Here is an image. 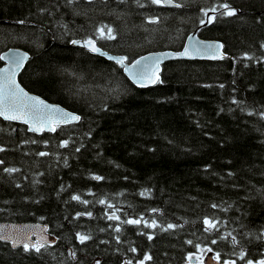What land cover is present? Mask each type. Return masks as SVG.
Here are the masks:
<instances>
[{
	"label": "trees",
	"instance_id": "trees-1",
	"mask_svg": "<svg viewBox=\"0 0 264 264\" xmlns=\"http://www.w3.org/2000/svg\"><path fill=\"white\" fill-rule=\"evenodd\" d=\"M174 2L181 7L0 0V54L19 48L31 57L20 84L81 117L41 135L0 119V222H39L57 238L39 252L0 241V264H139L145 255L144 264H198L208 248L219 264L264 259V0ZM224 2L236 14H218L198 35L221 41L227 56L171 61L149 88L70 46L96 39L128 61L179 50L203 10ZM102 25L115 39L101 38ZM206 218L215 229L205 231ZM78 233L90 238L81 243Z\"/></svg>",
	"mask_w": 264,
	"mask_h": 264
},
{
	"label": "snow or ice",
	"instance_id": "snow-or-ice-1",
	"mask_svg": "<svg viewBox=\"0 0 264 264\" xmlns=\"http://www.w3.org/2000/svg\"><path fill=\"white\" fill-rule=\"evenodd\" d=\"M74 0H68V3H73ZM89 2H92V0H89ZM123 2V0H121ZM152 4L155 5H173L175 7H181L180 4L175 3L174 0H150ZM137 3H140V0H137ZM143 6V5H141ZM219 11L220 15L224 16H233L236 14V10L231 8V6L224 2V3H218L215 6H212L208 9L203 10V15L207 17V22H212L216 19V13ZM209 13H213V15H209ZM149 23H155L158 22L156 19H150L148 21ZM205 21H201V23H204ZM20 23H23L22 21ZM98 32L101 36V38H107V39H115V36L113 35V30L111 27L107 25H102ZM72 43L77 44L80 43L79 41L73 40ZM84 46L88 47L91 51L100 53L103 55L104 53H101L100 49L95 46V43L92 39H88L84 42ZM222 45H207L205 46L206 49H211L212 51H204L201 53L200 48H194L192 50L193 53H201L203 55H207L209 58L213 59H222L223 55L220 53L219 49L222 48ZM180 56H191L192 53L189 52V49L185 48L182 53L179 54ZM28 57L20 56L18 53H13L11 55L5 54L0 55V60H8L10 65H14L15 68L13 70L4 69L0 70V116H2L6 120H22L23 123L27 124L29 126L30 131L34 132H40L43 131L45 128H48L50 131H55L54 125L58 123H68L71 121H78L80 120V117L78 115H73L71 113H64L62 110L58 108H50L48 105L44 103V101L39 100L36 97H29L26 92L22 88L19 87V85L15 81V74L16 71L19 70L22 66L25 60H27ZM109 59H114L115 63L120 65L129 73V76L133 79L134 83H136L140 87H145L149 83H159V61L160 57L156 58L153 65L149 70L148 65L145 63H142V61H146L148 58L144 57L141 59L136 60L134 63H132L131 68L128 67L127 64V58L126 57H120V58H114L109 57ZM234 103L236 101H233ZM264 116V113L261 114ZM35 125V126H34ZM63 146H67V141L64 142ZM3 148H0V151H3ZM79 151V149H77ZM39 155L43 156L46 155V153L41 152ZM3 161H0V164H2ZM5 171L12 173L17 171V169L14 168H7ZM94 179H102V177H94ZM144 195L145 193H141ZM73 200L80 201L79 196H72ZM82 203H87V201H81ZM103 203V201H100ZM111 207V205H109ZM213 208L217 207V205H212ZM152 211H157L156 209H153ZM80 215V214H78ZM88 215H91V213H88ZM109 219H119V217L109 216ZM143 219V218H141ZM141 222L140 219L137 220H127L126 223L129 224H139ZM203 223L207 226L205 228V231H211L212 229L216 228V224L212 222L209 219H205ZM146 227H156L155 221H152L151 225L148 224L147 221H145ZM178 227L174 224H168L167 229H174ZM166 229V230H167ZM218 231V229H216ZM116 231H119V228L116 229ZM78 239L81 243H84L87 239L90 237L83 234H77ZM262 237H264V233L261 234ZM228 236H231V242L233 246H235L238 241L235 236H232L231 233H228ZM152 237L149 236V239ZM222 239H226L227 237H221ZM0 239L2 240H9L10 237L7 236H0ZM217 241L216 239H213L211 243L215 244ZM189 244H192V241H188ZM15 246V242H14ZM44 245L41 244L39 241L35 244L31 245V248L35 251L39 252L41 247ZM199 249V245H195ZM24 250L29 251V245L24 244ZM133 252H135V249H131ZM204 251V250H201ZM208 252H212L211 248L206 249ZM74 255V254H73ZM198 261H200V257H195ZM152 257L149 255H145L143 257V260L139 262V264H144L145 261L151 260ZM193 259V255L188 256L189 262H191ZM213 259L217 260L219 264L220 256L217 253ZM240 259H244V252L241 251L240 253ZM128 264H131L129 261ZM200 264H203L202 261H200ZM224 264H235V261H225ZM247 264H252L251 260L247 261ZM260 264H264V260L260 261Z\"/></svg>",
	"mask_w": 264,
	"mask_h": 264
},
{
	"label": "water",
	"instance_id": "water-1",
	"mask_svg": "<svg viewBox=\"0 0 264 264\" xmlns=\"http://www.w3.org/2000/svg\"><path fill=\"white\" fill-rule=\"evenodd\" d=\"M164 6L173 7V5H164ZM217 14H218V12L215 15H217ZM209 15H213V13H209ZM205 18H206L205 23L203 25H201L200 27H197L195 30H193L186 37L185 42H184V44L180 50H178V51L162 50V51L149 52V53H146L144 55L137 57L136 59H134L131 62H128L127 63L128 67L131 68L132 63H134L136 60L147 57L148 59L146 61H142V63H145L148 65V69H146V71H147L151 68L155 59L160 57L161 58L159 61V79H160L161 73L163 70V65H165L166 63L171 62V61H183V60L184 61H216V60H220V59L209 58L207 55L201 54L204 51H209V52L212 51L211 49L205 48V46H207V45H222L223 47L220 48L219 51H220V53H222L223 58H225L227 56V54L224 52V45L221 41L203 40V39L198 37V33H197L198 30L201 27H204L209 23V22H207V17H205ZM262 21H263V29H264V14L262 17ZM73 40L79 41L80 43L74 44V43H72ZM73 40H71L70 46H72L74 48L82 49V50L86 51L87 53H89L90 55L98 56V57H100L106 61L112 62L114 64H116L115 60L109 59V57H114V58L123 57V56L112 55L110 53H107L106 51H104L103 49H101L98 46V44L95 40H93L95 43V46L100 49L101 53H104L103 55H101L100 53L91 51L88 47L84 46L85 41L80 40V39H73ZM185 48L189 49V52L192 53L191 56H188V55L180 56L179 55L180 53H182L184 51ZM194 48H200L201 53H193L192 50ZM6 53L9 55H11L13 53H18L20 56L26 55L28 57V59L24 61L23 66L19 70L16 71L15 81L19 85V87L22 88L24 90V92H26L28 94L29 97H36L39 100L44 101V103L46 105H48L50 108H58V109L62 110V112H64V113H71L73 115H78L77 113H75L73 111L67 110L66 108H64L61 105H57V104L47 102L46 100L42 99L41 97L26 91L19 82V76H20L21 72L24 70L26 64L30 61V59H31L30 55L27 52H25L24 50L19 49V48H10L7 51L1 53L0 55H5ZM0 61L2 63V65L0 66V70H4V69L13 70L15 68L14 65L9 64L8 60H0ZM118 67L121 68L122 74L134 86H136L138 88H149V87H152L156 84V83H149L145 87H140L136 83H134L133 79L129 76V73L127 71H125V69L123 67H121L120 65H118ZM0 119H2L4 121H9L12 123L23 125L26 127V129L29 133H34L35 135H41L42 133H54L56 131V128H58V127L77 124L80 122L81 117H80V120H78V121H71L68 123H58V124L54 125L55 131H50V130H48V128H45L43 131H40V132L30 131L29 126L27 124L23 123L22 120H6L2 116H0ZM48 230H49V227L47 225L39 223V222H0V236H7V237L11 238L9 240L0 239V241L9 243L12 248L24 247V244H28L29 248L32 249L31 245L35 244L38 241L41 244H43L44 246H46V245L52 246L57 242V238L53 234L49 233ZM14 242H15V246H14ZM43 247H41V249ZM206 263L207 264H217L216 262L212 261L211 259L209 262H206Z\"/></svg>",
	"mask_w": 264,
	"mask_h": 264
},
{
	"label": "rangeland",
	"instance_id": "rangeland-1",
	"mask_svg": "<svg viewBox=\"0 0 264 264\" xmlns=\"http://www.w3.org/2000/svg\"><path fill=\"white\" fill-rule=\"evenodd\" d=\"M156 6H159V5H156ZM96 40V39H95ZM110 40V39H109ZM97 41V40H96ZM99 43V42H98ZM197 256H199L200 257V261H206V260H204L205 258H206V256H208L207 258H209V260L210 259H213V257L215 256V255H213V254H211V253H209L208 251H204V252H202V251H200L197 255H196V257ZM214 261H215V259H213ZM200 261H198V260H196V262L198 263V264H200ZM207 262V261H206ZM204 264V263H203Z\"/></svg>",
	"mask_w": 264,
	"mask_h": 264
},
{
	"label": "flooded vegetation",
	"instance_id": "flooded-vegetation-1",
	"mask_svg": "<svg viewBox=\"0 0 264 264\" xmlns=\"http://www.w3.org/2000/svg\"><path fill=\"white\" fill-rule=\"evenodd\" d=\"M258 264V263H257ZM260 264V263H259Z\"/></svg>",
	"mask_w": 264,
	"mask_h": 264
}]
</instances>
